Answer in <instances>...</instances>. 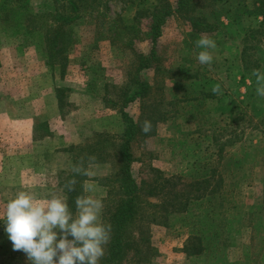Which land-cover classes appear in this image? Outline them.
I'll use <instances>...</instances> for the list:
<instances>
[{
    "label": "rangeland",
    "instance_id": "obj_1",
    "mask_svg": "<svg viewBox=\"0 0 264 264\" xmlns=\"http://www.w3.org/2000/svg\"><path fill=\"white\" fill-rule=\"evenodd\" d=\"M44 1L32 0L31 12L48 14L45 13L50 11L48 7L40 8ZM169 1L175 7L177 0ZM195 1L198 12L210 17L209 10L216 1ZM229 1L231 6L218 9L219 22L223 26L228 25L224 11L230 8L235 11L237 4L251 8L253 2ZM101 4L98 14L95 12L73 27L75 41L69 48L63 76L58 67L45 71L44 67L40 68L41 64L29 63L30 60L25 62L19 57L13 60L12 67L6 59L1 61L0 264H27L22 252L12 250L3 230L2 217L7 203L20 191L31 192L40 200L58 192L67 180L73 178L72 166L81 158L89 174L75 176V186H82L83 195L102 199L103 220L113 210L112 203L108 204L107 192L116 185L108 184L107 180L111 183L117 171L118 160L114 155L120 144L118 132L124 128V123L118 110L106 100L119 102L122 93L118 92L127 85V76L135 67L137 50L143 54L149 52V20L139 18L138 31L135 29L121 35L115 30L112 35L109 19L119 16L126 23L135 25L136 9L127 7L124 1L108 2L109 11L105 10L104 1ZM38 24L41 26L40 22ZM46 25L52 26V23L47 20ZM45 30L25 31L37 45L34 48L40 49V43L44 45ZM188 32L190 28L182 19L173 17L167 20L156 46L161 69L156 74L145 73L152 91L141 103L128 108L137 123L143 124L145 119L152 123L151 132L145 134L140 127L131 144L133 176L137 184L146 185L144 189L149 188L152 192H145L141 197L145 204L140 215L142 223L133 232L134 248L141 254L137 256L133 250L123 264H190L183 249L191 230L189 223L182 221L189 215L173 213L175 216L166 218L161 214L162 210L151 208L147 202L157 205L173 203L172 210H175L180 206L177 202L188 199L193 205L191 214L206 213L205 209H198V205L208 200L206 189H212L216 178L221 176L225 177L226 183L221 190L219 188V194L229 189L228 198L235 202L244 201L249 211L263 205L264 114H254L249 100L233 94L231 80L226 79V76L241 72L244 66L239 60L244 47L242 34L236 31L230 35L225 27L218 26L215 32L200 35H207L216 43V48L210 50L212 63L202 65L197 60V52L184 49V41L190 44ZM6 38L2 46L9 47V50L12 37ZM197 40L193 38V43ZM246 45L251 47L246 56L248 61L264 60L262 36L249 40ZM222 53L228 57L222 58ZM186 76L190 78L184 80ZM169 77H174L183 90L174 91ZM216 84L221 87L219 95L226 93L229 96L224 101L226 112L223 119L218 116L215 102L202 96V92H208L215 98L212 88ZM86 92L89 95L86 96ZM97 98L103 99L105 108ZM232 103L238 105V110L230 113ZM89 157L95 159L90 161ZM238 159L241 160L240 168L231 169L229 164ZM157 171L161 174L158 175ZM232 173L237 178L233 186L236 178H229ZM208 174L215 177L209 188L202 183ZM245 179L248 183L244 185L242 181ZM89 184L94 186V192L86 191ZM167 210L171 212V209ZM238 211L242 213L243 209ZM238 233L234 235L233 244L237 242L239 250L231 256L233 258L238 253L252 252L250 230L242 227ZM227 264L246 262L238 260Z\"/></svg>",
    "mask_w": 264,
    "mask_h": 264
},
{
    "label": "trees",
    "instance_id": "obj_2",
    "mask_svg": "<svg viewBox=\"0 0 264 264\" xmlns=\"http://www.w3.org/2000/svg\"><path fill=\"white\" fill-rule=\"evenodd\" d=\"M29 1L1 0L0 24L3 27H12V24H15L25 28L27 32L29 30L31 33L46 29V32L43 34L46 63L51 69L58 67L62 76L67 67L69 48L75 41L73 27L79 21L91 17L95 12L98 14L102 1H104L103 6L106 11L109 9L108 2L124 1V3L128 4L127 7L132 6L136 9L133 18V22L137 21L135 25L126 23L119 16H115L112 20L109 19L111 33L116 30L118 34L122 35L127 33V31H135V29L138 31L139 18L145 17L149 20V33L147 35V38L150 40L149 52L143 54L137 50L135 67L127 76V85L118 92L122 93L119 96V102L104 99L106 103L118 110L120 118L124 123V130L118 137L120 144L114 155L116 160H118L116 174L114 173V179L111 183L107 180L108 184L116 185V187L108 188L107 192L108 204L112 203L113 210L106 216L104 221L112 225V239L107 246L106 254L101 264H123L133 250L135 255L140 256L141 254L139 250L134 248L133 232L137 230L139 223H142L140 215L143 213L142 205L145 204L141 202V197L145 192H152L149 191V188L144 189L146 185L137 184L133 176L132 165L134 163V156L131 152V144L138 135L140 125L142 124L137 123L130 116L127 109L132 103L142 102L148 98L152 91L153 87L145 79V73L152 71L156 74L161 69L159 67L160 61H158L156 46L163 26L169 18L178 17L182 19L190 28V32H188L190 44L187 45L189 41H184V49L197 53L202 49L198 48L196 43H193V38L200 39V35L202 34L213 33L217 30L218 26L225 27L230 32V35L238 31L242 34L244 40V47L239 56V60L244 66L241 67V72L239 71L238 73L241 75L242 84L248 79L251 81L252 86L256 87V80L252 72L255 69L264 71V60L248 61V57L246 56L251 47L246 44L249 40L256 39L258 35L264 38V0H252L251 8H248L246 4H237L235 11L231 8L224 11L228 19L227 26H223L219 22L220 15L218 9L220 7L231 6L232 4H230L229 0H215L216 2L213 3V6L209 10L210 17L198 12L199 8L195 0H177L175 7H173L169 0H152L151 3L150 0H45L40 8L44 10L47 9L45 7H48L50 11L45 12L48 14H44V11L32 13ZM44 15L46 16L45 18ZM47 20H49L50 24L52 23V26L46 25ZM38 22L41 23V26H39ZM114 37H116V34ZM188 78L190 77L186 76L184 80ZM169 80L173 83L174 91L183 90V87L179 83L177 84L174 77H169ZM202 96H204V99L213 97L208 92H202ZM181 101L182 99H179V102ZM240 165L241 160L238 159L233 164L230 163L229 167L231 169L235 167V170H237L238 167L240 168ZM157 173L158 175L161 174L158 171ZM204 177V182L202 183L209 188L211 186L209 184L210 181L212 180L213 184L215 177L213 174H208ZM229 178L235 179L236 176L232 173L229 174ZM225 181V177L218 176L214 187L209 190L206 189L208 191V200L198 205V209L201 211L205 209L206 213L198 211L197 214H191L193 205L190 204L191 201L188 199L177 202L180 206L175 210H172L174 207L173 203L164 205V202H161L157 205L147 202L146 205L151 208L157 207L159 211L162 210L161 214H165L166 218L175 216L173 213L189 215L184 219L181 218L182 221L184 220L189 223L188 227L191 230L183 252L192 264H226L224 252L232 246L234 235L240 231V227L244 222L252 230V252L246 256V264H263L264 201L262 207L255 211H249L243 205L240 207L232 198H228L229 189H226L224 194H219V188L221 190L226 183ZM235 181H237V178L232 182V186L235 185ZM112 192H114L113 195ZM67 195L69 197V204L73 212H75V197L83 195L82 186H75V191L67 193ZM215 195H217L216 198H214ZM113 200L114 202H112ZM167 209H171V212H168ZM242 209V213L238 211ZM187 217L188 219H186ZM211 257L215 259L213 260Z\"/></svg>",
    "mask_w": 264,
    "mask_h": 264
},
{
    "label": "clouds",
    "instance_id": "obj_3",
    "mask_svg": "<svg viewBox=\"0 0 264 264\" xmlns=\"http://www.w3.org/2000/svg\"><path fill=\"white\" fill-rule=\"evenodd\" d=\"M196 46L202 49L197 55L199 63L210 65L213 61L210 50L216 48L215 41L203 35ZM252 75L256 80V94L264 97V71L255 69ZM212 92L219 95L220 85L213 86ZM151 130V121L145 119L141 131L147 134ZM71 171L73 178L43 200L31 192L20 191L6 205L3 230L12 250L22 252L27 264H101L106 254L112 239V225L102 219L103 201L92 195H78L73 212L67 193L75 191V176L89 173L83 158ZM86 191L91 193L95 188L89 184Z\"/></svg>",
    "mask_w": 264,
    "mask_h": 264
},
{
    "label": "crops",
    "instance_id": "obj_4",
    "mask_svg": "<svg viewBox=\"0 0 264 264\" xmlns=\"http://www.w3.org/2000/svg\"><path fill=\"white\" fill-rule=\"evenodd\" d=\"M29 3H30V8H31L32 7V0H30ZM6 37H12V39L10 40V41H12V48L9 49V50H7V48H9V47L2 46V41L6 40L7 39ZM32 43H33V41L31 39H29L26 36V34H25V28H22L21 26H17L15 24L14 25L12 24V27L11 26H9V27H3L0 24V71H1V68H2L1 67V65H2V62H1L2 59H6L7 61H9L11 63V66L10 67H12V62L17 57H19L20 59L23 58L25 62H26V60H30L29 63H32L33 64V63L36 62V63H38V65L41 64V67L40 68L44 67L45 68V71H46V69L47 70H49V69L50 70L56 69V67L53 68V69H51V68L48 67V65L46 63V58H45L44 45H42L40 43V45H39L40 46V49H37V48H34V45L35 46H37V45L34 44V43L32 44ZM233 44H235V43H233ZM221 46H222V44H221ZM32 57H34V59H32ZM226 57H228V56H225L222 53V58H226ZM10 67H9V69H10ZM38 68H39V66H38ZM153 73L154 72H152V74ZM60 75H61V73H60ZM145 79L148 81L147 78H145ZM226 79L231 80L232 88L235 90L233 92V94L242 95L241 96V99L244 100L246 98V99L249 100L250 109H252V112L254 114H264V97H260V96H258L256 94V87L252 86V83H251L250 80L247 79V80H245V83L242 84V81H241L242 78H241V75L239 73H237V74H234L233 73L230 76H226ZM240 90H241V92H240ZM228 93H231V92H228ZM87 95H89V92H86V96ZM91 96H92V94H91ZM227 97H229V96H226V93H224V95L222 94V96L216 94L215 95V98H213V97H212L213 99L212 98H209V99H211V101L215 102V104L217 106V110L216 111L218 112V116H221L222 119L225 117L224 115H225L226 109L224 107L225 106L224 101H225V99ZM97 99L100 101V103L103 104V107L105 108L106 106L103 103V99L102 98H100V99L97 98ZM209 99H205V100H209ZM136 103L139 104V103H141V101L132 103L129 107H132L133 105H138ZM253 109H256V111H254ZM128 110L129 109H127V111ZM139 110H140V108H139ZM236 110H238V105L235 104V103H232V107L229 110L230 113L232 111L235 112ZM130 116L133 117V119L135 120V117L132 114H130ZM123 130H124V128H122L121 131L118 132L119 136L122 134ZM242 183L245 185V184L248 183V180L245 179L244 181H242ZM262 197H263V200H264V191H263ZM237 199H240V198L238 197ZM241 200H242V198H241ZM236 201H237L236 203L238 205H243L244 208H246L247 210L249 209L248 206L246 205V203H244V201H240V200H236ZM242 227L248 228L250 230V239H249V247H250L251 244H252V242H251V239H252V230L246 224V222H244V224L240 227V230L242 229ZM236 244H237V242H235L234 244H232V246H230L228 249L225 250V252H224V258L226 260V264H227V262L228 263L229 262H235V261H238V260H243L244 262H246V256L248 255V253L246 254L245 252H242L240 254L238 253L235 258L231 257L232 255H236V252H238V250H239L237 248ZM185 258L187 260L186 255H185ZM188 264H189V262H188ZM190 264H192V263L190 262ZM263 264H264V262H263Z\"/></svg>",
    "mask_w": 264,
    "mask_h": 264
}]
</instances>
